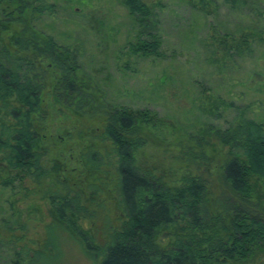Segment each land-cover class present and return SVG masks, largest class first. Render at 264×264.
Wrapping results in <instances>:
<instances>
[{
    "label": "rangeland",
    "instance_id": "rangeland-1",
    "mask_svg": "<svg viewBox=\"0 0 264 264\" xmlns=\"http://www.w3.org/2000/svg\"><path fill=\"white\" fill-rule=\"evenodd\" d=\"M43 1L55 3L57 13L41 17L37 26L75 57L79 85L102 104L157 116L156 125L140 128L145 144L136 164L168 185L180 176H201L208 182L205 207L211 214L220 188L222 132L244 118L264 123V0H237L234 7L223 0H148L157 56L131 53L129 43L137 41L140 28L119 0ZM2 117L0 109V130L7 122ZM93 142L101 148L99 139ZM1 158L2 152L0 180L14 172ZM106 159L114 162L111 155ZM112 165L96 172L98 183ZM72 177L66 186L54 172L39 178L25 173L15 178L12 193L0 191V264H100L122 211L106 204L115 199L103 189L113 188L112 180L104 178L102 191L91 198L85 189L91 177ZM55 192L72 197V216L92 249L56 221L48 199ZM175 237L159 236L158 245L167 247Z\"/></svg>",
    "mask_w": 264,
    "mask_h": 264
},
{
    "label": "trees",
    "instance_id": "trees-1",
    "mask_svg": "<svg viewBox=\"0 0 264 264\" xmlns=\"http://www.w3.org/2000/svg\"><path fill=\"white\" fill-rule=\"evenodd\" d=\"M119 2L140 28L137 41L129 43L131 53L157 56L151 3ZM55 13L56 4L43 0H0V109L7 121L0 130V152L14 171L0 180V191L12 193L15 178L25 173L39 178L54 172L66 186L72 176L78 182L91 177L85 189L92 198L112 180L113 188L103 189L115 199L106 204L112 211L120 207L122 217H115L121 223L100 264H264V123L244 118L222 132L220 188L210 214L207 180L180 176L168 185L136 164L135 154L145 144L140 128L156 125L157 116L102 104L79 85L75 57L37 26L41 17ZM93 122L98 126L92 128ZM96 139L103 150L95 147ZM110 155L113 171L98 183L94 175L111 165L105 163ZM255 184L262 194L254 192ZM48 199L56 221L92 249L72 216V197L55 192ZM166 234L176 237L159 246L157 238Z\"/></svg>",
    "mask_w": 264,
    "mask_h": 264
}]
</instances>
